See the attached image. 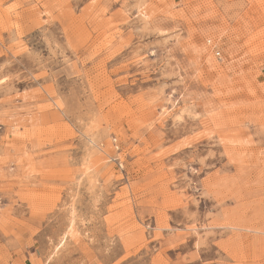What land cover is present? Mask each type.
Returning a JSON list of instances; mask_svg holds the SVG:
<instances>
[{
	"label": "rangeland",
	"instance_id": "rangeland-1",
	"mask_svg": "<svg viewBox=\"0 0 264 264\" xmlns=\"http://www.w3.org/2000/svg\"><path fill=\"white\" fill-rule=\"evenodd\" d=\"M0 264H264V0H0Z\"/></svg>",
	"mask_w": 264,
	"mask_h": 264
},
{
	"label": "built area",
	"instance_id": "built-area-1",
	"mask_svg": "<svg viewBox=\"0 0 264 264\" xmlns=\"http://www.w3.org/2000/svg\"><path fill=\"white\" fill-rule=\"evenodd\" d=\"M216 54L218 55L219 53L217 52Z\"/></svg>",
	"mask_w": 264,
	"mask_h": 264
},
{
	"label": "bare ground",
	"instance_id": "bare-ground-1",
	"mask_svg": "<svg viewBox=\"0 0 264 264\" xmlns=\"http://www.w3.org/2000/svg\"><path fill=\"white\" fill-rule=\"evenodd\" d=\"M178 106V105H177ZM167 112V111H166ZM72 213V212H71Z\"/></svg>",
	"mask_w": 264,
	"mask_h": 264
}]
</instances>
